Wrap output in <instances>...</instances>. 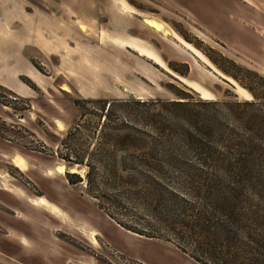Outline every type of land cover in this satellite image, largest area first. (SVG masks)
I'll use <instances>...</instances> for the list:
<instances>
[{"label": "rangeland", "instance_id": "obj_1", "mask_svg": "<svg viewBox=\"0 0 264 264\" xmlns=\"http://www.w3.org/2000/svg\"><path fill=\"white\" fill-rule=\"evenodd\" d=\"M28 3L37 13V37L26 54L39 73L37 80L28 76L34 82L20 76L34 88L27 98L0 90V248L22 264H199L169 242L121 228L107 214L112 204L104 200V211L89 193V168L60 156L85 151V163H98L89 156L100 143L112 152L101 140L102 133L112 135V107L107 114L103 102L85 103L79 111L78 99L173 101L175 91L205 100H226L227 91L249 98L209 57L228 68L222 59L229 58L264 75L263 0ZM152 18L163 24L162 31L145 23ZM16 156L25 158L24 171L11 163ZM62 165L82 181L71 184L66 173L59 175ZM94 165L100 172L95 193L107 199L112 188L106 169ZM37 197L61 208L68 220L32 205ZM93 230L98 245L92 243Z\"/></svg>", "mask_w": 264, "mask_h": 264}, {"label": "trees", "instance_id": "obj_2", "mask_svg": "<svg viewBox=\"0 0 264 264\" xmlns=\"http://www.w3.org/2000/svg\"><path fill=\"white\" fill-rule=\"evenodd\" d=\"M209 59L249 98L175 91L173 101L78 99L79 111L85 103L103 102L107 114L112 107V135H101L112 152L100 143L89 156L98 163L72 149L60 158L89 168V193L104 211L101 203L112 204L107 214L124 230L169 242L199 264H264V75L229 58L222 59L229 68ZM94 164L106 169L107 199L95 193Z\"/></svg>", "mask_w": 264, "mask_h": 264}, {"label": "crops", "instance_id": "obj_3", "mask_svg": "<svg viewBox=\"0 0 264 264\" xmlns=\"http://www.w3.org/2000/svg\"><path fill=\"white\" fill-rule=\"evenodd\" d=\"M36 17V10L31 9L28 0H0V86L25 98L31 95L32 89L20 76L38 79L34 61L26 54L28 48L36 46ZM22 244L26 245V241ZM0 264L22 263L0 248Z\"/></svg>", "mask_w": 264, "mask_h": 264}, {"label": "bare ground", "instance_id": "obj_4", "mask_svg": "<svg viewBox=\"0 0 264 264\" xmlns=\"http://www.w3.org/2000/svg\"><path fill=\"white\" fill-rule=\"evenodd\" d=\"M145 23L155 29L156 31L160 32L163 30L164 26L162 23H160L159 21L155 20V19H146L145 20ZM81 29L85 30L84 29V26H81ZM68 90V89H67ZM16 168H19L21 169L22 171L25 170L26 168V160L24 157L22 156H16L12 162H11ZM28 171V170H27ZM57 173L59 175H65V173L67 172L66 170V167L64 165L62 166H58L57 167ZM8 174V173H7ZM52 174V173H51ZM4 190L8 191V192H11L13 194H16V190L14 189H9L8 187H4ZM18 193V192H17ZM32 205L34 206H40V207H43L45 208L46 210H48L49 212L53 213L56 217H60L61 221L62 222H65L67 221V215L65 212H62L63 210H61V208H59L58 206H56L55 204H52L48 199L44 198V197H37L35 199H32ZM65 213V214H64ZM59 220V219H58ZM81 225H84V224H80L78 226H81ZM97 234V232H95L94 230L91 232V240H92V243L94 245H98V241H97V238L95 237V235ZM89 236V235H88Z\"/></svg>", "mask_w": 264, "mask_h": 264}]
</instances>
